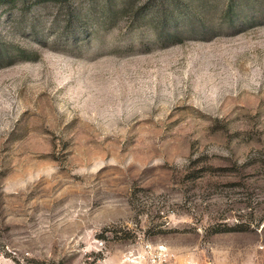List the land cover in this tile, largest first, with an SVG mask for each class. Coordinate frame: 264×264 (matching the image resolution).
Wrapping results in <instances>:
<instances>
[{"label":"rangeland","instance_id":"1","mask_svg":"<svg viewBox=\"0 0 264 264\" xmlns=\"http://www.w3.org/2000/svg\"><path fill=\"white\" fill-rule=\"evenodd\" d=\"M146 243L264 264V0L0 4V264Z\"/></svg>","mask_w":264,"mask_h":264},{"label":"built area","instance_id":"2","mask_svg":"<svg viewBox=\"0 0 264 264\" xmlns=\"http://www.w3.org/2000/svg\"><path fill=\"white\" fill-rule=\"evenodd\" d=\"M141 257L146 260L147 264H169L167 263L169 253L163 245L153 246L146 243Z\"/></svg>","mask_w":264,"mask_h":264},{"label":"trees","instance_id":"3","mask_svg":"<svg viewBox=\"0 0 264 264\" xmlns=\"http://www.w3.org/2000/svg\"><path fill=\"white\" fill-rule=\"evenodd\" d=\"M7 2V0H0V4Z\"/></svg>","mask_w":264,"mask_h":264}]
</instances>
